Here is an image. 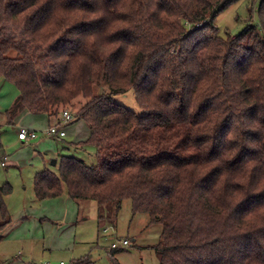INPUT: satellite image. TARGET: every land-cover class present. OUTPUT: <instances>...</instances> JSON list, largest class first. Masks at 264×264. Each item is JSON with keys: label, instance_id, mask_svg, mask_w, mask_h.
<instances>
[{"label": "trees", "instance_id": "16d2710c", "mask_svg": "<svg viewBox=\"0 0 264 264\" xmlns=\"http://www.w3.org/2000/svg\"><path fill=\"white\" fill-rule=\"evenodd\" d=\"M234 1L0 0V79L18 90L6 123H59L81 97L65 127L82 121L74 149H94L90 165L60 155L57 174L36 172L35 198L94 202L98 230L129 199L161 226L158 264H264V0L257 26L222 37ZM129 92L137 109L115 100Z\"/></svg>", "mask_w": 264, "mask_h": 264}, {"label": "rangeland", "instance_id": "374dc122", "mask_svg": "<svg viewBox=\"0 0 264 264\" xmlns=\"http://www.w3.org/2000/svg\"><path fill=\"white\" fill-rule=\"evenodd\" d=\"M258 3L259 0H236L220 11L215 18L218 34L222 37L226 33L236 34L247 22L257 26ZM17 94L14 84L0 79V157L6 156L5 166L0 164V185L11 187L4 202L12 219L11 228L0 239V263L114 264L109 254L110 245L116 239L127 238L130 245L114 253L118 264H158L153 247L161 226L157 223L148 225L147 214L132 216L129 199L121 203L115 228L105 221L102 224L107 226L106 229L98 230V209L94 202L87 201L79 206L65 192L56 198H35L32 185L36 172L47 168L57 174V163L52 165L51 161L59 159L60 155L82 158L90 165L95 162L94 149L91 146L74 149L69 145L84 139L87 131L83 123L65 127L66 137L57 141L44 132L45 121L34 119L28 121L26 127L36 130L37 138L19 141L17 128L25 124L23 118H18L15 126L4 122V111ZM115 100L137 109L132 92L117 95ZM82 101L81 97L76 98L70 106L62 108L72 115ZM63 145L68 149L62 148Z\"/></svg>", "mask_w": 264, "mask_h": 264}, {"label": "built area", "instance_id": "2783aa9c", "mask_svg": "<svg viewBox=\"0 0 264 264\" xmlns=\"http://www.w3.org/2000/svg\"><path fill=\"white\" fill-rule=\"evenodd\" d=\"M73 120L72 115L67 110H62L60 115V122L56 124L48 125L45 129V133L47 136L60 139L65 136V125L70 123ZM17 137L20 140H29L34 139L37 137L36 130L27 128V127H21L17 132ZM4 163V162H3ZM2 163V164H3ZM130 240L128 239H116L111 243L112 248L120 247L124 248L130 245ZM60 264H63L62 262Z\"/></svg>", "mask_w": 264, "mask_h": 264}, {"label": "crops", "instance_id": "0c3cea01", "mask_svg": "<svg viewBox=\"0 0 264 264\" xmlns=\"http://www.w3.org/2000/svg\"><path fill=\"white\" fill-rule=\"evenodd\" d=\"M4 115H5V111H4ZM34 116V117H30L29 118V116ZM22 119L23 120V122L25 123V124H23V125H21V126H18V128H17V132H18V130L21 128V127H26V123L29 121V122H31V121H33L34 119L35 120H41V121H45L46 122V124H47V126L50 124V123H52L53 121L51 120V121H49L48 120V118L46 117V115H44V114H30V113H26V112H24V113H21L18 117H16L14 120H13V122H12V124H10V125H13V126H15V121L17 120V119ZM4 122L6 123V120H4ZM76 123H83L82 121H75V122H73V123H71V124H69V125H72V124H76ZM6 124H8V123H6ZM84 124V123H83ZM68 125V126H69ZM84 126V128H85V130L87 131V133L85 134V136H84V139H82V140H80V141H83V140H85L86 138H87V136H88V129H87V127H86V125L84 124L83 125ZM68 128V127H67ZM85 131V132H86ZM38 136V135H37ZM66 137V134H65V136L64 137H62V138H60V139H56L57 141H63V139ZM37 138V137H36ZM36 138H34V139H36ZM52 138V137H51ZM17 139H18V137H17ZM34 139H29V140H26V141H24V140H20V139H18L19 141H24V142H29V141H32V140H34ZM53 139H55V138H53ZM77 142H79V141H76V142H70L69 143V145H70V147H72V148H74V145L77 143ZM1 145V144H0ZM64 146V145H63ZM62 148H64V149H68V147H62ZM5 159H4V158ZM3 161H5L4 163H3ZM55 161H56V159H55ZM3 163V164H2ZM5 163H6V156L3 154L1 157H0V164L2 165V166H5ZM56 163V162H55ZM55 165V164H54ZM10 219H11V217H10ZM11 225H12V219H11V221H10V223L5 227V228H3L2 230H0V239L1 238H3L4 236H5V234H6V232L11 228ZM61 263V262H60Z\"/></svg>", "mask_w": 264, "mask_h": 264}, {"label": "water", "instance_id": "95a60500", "mask_svg": "<svg viewBox=\"0 0 264 264\" xmlns=\"http://www.w3.org/2000/svg\"><path fill=\"white\" fill-rule=\"evenodd\" d=\"M55 162H56V161H55V159H53V160L51 161L52 165H54V164H55Z\"/></svg>", "mask_w": 264, "mask_h": 264}]
</instances>
